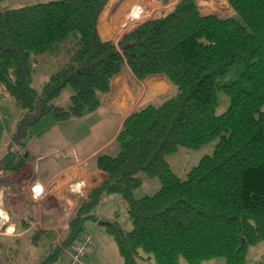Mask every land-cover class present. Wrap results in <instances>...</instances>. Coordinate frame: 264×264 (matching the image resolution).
Here are the masks:
<instances>
[{"label":"trees","instance_id":"1","mask_svg":"<svg viewBox=\"0 0 264 264\" xmlns=\"http://www.w3.org/2000/svg\"><path fill=\"white\" fill-rule=\"evenodd\" d=\"M226 1L234 14L228 22H211L196 0H179L116 42L102 39L97 28L108 0H47L0 11V96H10L22 116L50 113L64 121L93 111L125 67L139 80L164 76L173 89L125 118L116 155H95V167L106 176L74 209L60 243L41 264L68 248L71 253L85 223L99 221L97 203L113 193L126 205L130 228L100 221L122 264H201L216 257L246 264L248 247L264 241V0ZM71 36L67 62L36 90L37 57ZM66 86L71 103L56 106L52 100ZM220 90L229 103L216 114ZM217 137L212 154L185 178L172 172L166 154ZM7 149L1 168L23 167V157ZM140 171L161 185L134 198ZM0 264L11 261L0 256Z\"/></svg>","mask_w":264,"mask_h":264},{"label":"rangeland","instance_id":"2","mask_svg":"<svg viewBox=\"0 0 264 264\" xmlns=\"http://www.w3.org/2000/svg\"><path fill=\"white\" fill-rule=\"evenodd\" d=\"M42 1L47 0H5L0 2V11L12 7L27 6ZM196 2L202 15L204 17H211V22L213 17L220 19L219 23H221L224 20L228 22V19L231 16H234L226 0H196ZM139 13L136 11L134 12L133 16L137 18L134 23L132 21L129 22V20L126 19L125 23L127 25L125 29H127V27L135 28L138 24L145 20L142 19V17L149 15L146 11ZM234 22L236 24V21ZM206 28L208 29V27ZM209 29L212 30L210 27ZM216 31L217 27H214V36L218 37V32L216 33ZM113 36L114 37L112 39L119 38L115 35ZM74 43L75 39L73 36H71L68 41L56 47L52 54L46 53L37 57L35 70L33 73V80L31 83L36 90L41 91L43 84L45 81H47L50 75L67 62L69 55L74 48ZM218 44L220 47H222L220 43ZM70 94L71 88L66 86L62 89L60 94L52 100V103L56 106L68 107L71 103ZM217 94L218 104L215 113L220 114L226 109L229 103V97L223 90L218 91ZM51 116L52 115L50 113H46L37 122L29 125L26 136L22 139L21 144L16 146L12 142V139H10L9 132L13 131L14 129L16 130L17 120H20L23 116H20L19 110L10 96H0V161H2V155L8 152L7 148L17 151L19 155L25 159L26 157L24 156L28 154V148H30L31 151L35 149L38 151V154H43L52 147H58L64 141H68V143L76 147L79 155H86L95 149H99L95 152V154L107 153L116 155L119 151V144L114 140L107 146H100L103 145L106 139H108L111 135V132H109L110 128L101 132L98 130L99 121L103 120V115L101 112L99 115L98 113H85L82 117H71V119L68 121H56L52 119ZM36 142L39 144H35ZM217 142L218 137L213 138L196 148L180 146L177 148V150L166 154L165 159L168 162L172 172L178 178L183 179L186 177L187 172L197 165L203 156L212 154ZM53 152L54 153H52V155L43 156V160L40 162L47 161V163L50 164L54 163L52 168H55L60 166L68 159H71L70 156H72V151L70 148H60ZM95 154L89 156L88 162L90 164L94 162ZM1 166L2 164L0 163V192L2 195H5L7 191H13V187H9L10 181L12 184L14 181L20 182L21 180L28 178L33 173V169L29 168V166H26V168H23V170H18L15 173L3 170ZM49 168H51V166H49ZM28 169L30 171H28ZM137 175L142 178V183L133 190L134 198L152 195L160 188L161 184L157 177H147L143 171L138 172ZM27 185L28 184L25 185L26 189ZM21 186L22 183L20 184V188ZM12 196L14 198L13 200H19L17 194H13ZM33 209L36 212L35 218L33 216L29 217L28 215L27 220L33 223H39V213L43 210L39 201L33 204ZM96 211L97 215L106 217V219H111L110 221H118L125 229L130 228L126 205L118 194L113 193L102 197V199L97 204ZM113 211H115L114 214L112 213ZM100 212L102 214H100ZM37 220L39 221L36 222ZM93 225V221L90 220L85 223L83 236H88L92 242L91 236L94 238L97 235V232L93 231L98 228V230H101L100 232H102V234H105L104 238H106L110 244H113L114 251H109L107 242L101 240L97 244V249H94L93 254L88 262L91 264H122V258L118 253L116 244L111 236L108 233H105L104 225H98L95 229H92L91 227ZM38 226L40 227V223ZM19 230L20 227H17L16 232ZM64 230L59 228L56 233H52L40 232L36 228L35 230L33 229L27 233H24L23 235L14 236L11 235L13 232L11 228L0 227V237L2 239L0 256L9 257L11 264H41L42 261L47 260L49 250L55 249V246L60 243V239ZM70 250L71 249L68 248L67 250L62 251L57 260H51L47 264H71ZM105 252L109 255L106 256L104 254ZM86 256H82L79 262L75 264H85L84 262L86 261ZM246 260V264L264 263V241H261L260 245L256 244L250 245L248 247ZM138 263L149 264V262L142 259H139ZM179 264L188 263H186L184 260H180ZM201 264H226V262L223 257H216L211 260L203 261Z\"/></svg>","mask_w":264,"mask_h":264},{"label":"crops","instance_id":"3","mask_svg":"<svg viewBox=\"0 0 264 264\" xmlns=\"http://www.w3.org/2000/svg\"><path fill=\"white\" fill-rule=\"evenodd\" d=\"M178 1L179 0H108L105 8L98 17V33L102 39H112L114 37L113 35L120 38L126 32L133 29L131 27L125 29L127 25L125 21L128 19L129 22L132 21L134 23V21L137 20V18L133 16L135 11L138 13L148 12L149 15L142 17V19L146 21L152 17L160 16L168 12ZM118 39L112 40L117 41ZM171 92H173V89L164 76H154L139 80L128 67H125L122 72L113 79L109 92L101 95L99 107L88 112L98 113V115L100 112L102 113L103 120L99 121L98 126L100 132L110 128V137L100 146H107L113 140L117 141L116 137L123 121L131 113L149 103L167 96ZM22 115L23 114L20 113V116ZM70 119L71 118L64 121ZM14 133L15 129L9 132L10 139H12ZM64 142L58 147H52L43 154H38V151L35 149L31 151L30 148H28V154L24 156L26 157L24 159L25 164L18 170H23V168L29 166V168L33 169L32 175L20 182L14 181L13 184L10 181L9 187H13V191H7L5 195H2L0 192V203L3 202L1 203L2 205L0 204V227L11 228L13 232L15 231L14 233L12 232L11 235L20 236L36 228L40 232L52 233H56L59 228L64 230L67 226L68 218L77 205L86 198L87 192L104 180L106 174L97 169L94 162L91 164L88 162L89 156L95 154L99 149H95L86 155H79L76 147L68 143V141ZM37 143L38 142L35 144ZM60 148H70L72 151V156H70L71 159H68L55 168H52L54 163L50 164L47 163V161L40 162L43 160V156L52 155V153H54L53 151H57ZM49 166H51V168H49ZM18 170L11 172L15 173ZM28 171L30 170L28 169ZM21 183L22 186L20 188ZM26 184H28L27 189L25 186ZM13 194L18 195V201L13 200ZM37 201H39L43 208L39 213L40 221H36H39L40 227L38 226L39 223H33L27 220L28 215L29 217L33 216L35 218L36 212L33 209V204L37 203ZM114 212L115 211L112 213L114 214ZM100 214L102 213L100 212ZM98 216L99 221L111 220L106 219V217H101L100 215ZM93 223L92 229L101 225L98 224V222ZM17 227H20V230L16 232ZM100 231L101 230H98V228L93 231L97 232V235L94 238L91 236V246L83 255V257L87 255L86 261L84 262L85 264H91L88 260L92 256L94 249H97V244L101 240L107 242L109 251H114L113 244H110V242L104 238L105 234H102ZM257 245H260V243ZM104 254L106 256L109 255L106 252Z\"/></svg>","mask_w":264,"mask_h":264},{"label":"water","instance_id":"4","mask_svg":"<svg viewBox=\"0 0 264 264\" xmlns=\"http://www.w3.org/2000/svg\"><path fill=\"white\" fill-rule=\"evenodd\" d=\"M39 118H40L39 113H31V114H27L23 116L19 120L16 130H15V134L12 137V142L16 146L19 145L22 142V139L26 136L28 126L37 122ZM0 219H1V216H0ZM104 223L105 221H98V224H104Z\"/></svg>","mask_w":264,"mask_h":264},{"label":"built area","instance_id":"5","mask_svg":"<svg viewBox=\"0 0 264 264\" xmlns=\"http://www.w3.org/2000/svg\"><path fill=\"white\" fill-rule=\"evenodd\" d=\"M91 240L88 236H83L74 243L70 253L71 264L78 263L80 258L88 251Z\"/></svg>","mask_w":264,"mask_h":264},{"label":"bare ground","instance_id":"6","mask_svg":"<svg viewBox=\"0 0 264 264\" xmlns=\"http://www.w3.org/2000/svg\"><path fill=\"white\" fill-rule=\"evenodd\" d=\"M0 216H1V213H0Z\"/></svg>","mask_w":264,"mask_h":264}]
</instances>
